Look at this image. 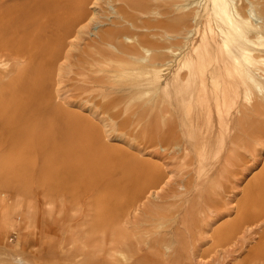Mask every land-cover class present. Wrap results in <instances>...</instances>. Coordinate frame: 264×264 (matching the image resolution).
I'll return each instance as SVG.
<instances>
[{
  "label": "rangeland",
  "instance_id": "rangeland-1",
  "mask_svg": "<svg viewBox=\"0 0 264 264\" xmlns=\"http://www.w3.org/2000/svg\"><path fill=\"white\" fill-rule=\"evenodd\" d=\"M254 1L262 8L264 0ZM64 2L73 3L65 10L72 31L46 29L44 44L32 42L34 56L10 53V70L0 66V264H119L120 250L127 263L264 264V98L257 97L260 122L250 113L232 126L244 103L260 105L242 98L240 85L232 95L229 87L218 103L235 113H225L227 125L216 124L215 110L212 123L202 120L201 130L213 131L211 148L187 125L196 99L177 112L191 106L187 121L175 100L138 96L137 77L115 75V55L98 57L108 49L99 36L121 1ZM17 202L11 228L2 211ZM28 206L33 227L25 224Z\"/></svg>",
  "mask_w": 264,
  "mask_h": 264
},
{
  "label": "bare ground",
  "instance_id": "bare-ground-1",
  "mask_svg": "<svg viewBox=\"0 0 264 264\" xmlns=\"http://www.w3.org/2000/svg\"><path fill=\"white\" fill-rule=\"evenodd\" d=\"M118 1L123 3L121 4L120 2L116 5L117 17L113 19V24L107 27L99 36L100 41L108 46V49L106 48L100 51L98 54L99 56H97L104 59L108 54L115 55L113 62L116 63V65L114 64L116 67H112L114 69L113 71L116 72V74L114 73L115 75L121 73L124 74V77L129 75L135 76V82L137 77L138 80L134 88H136V86L139 87V89L136 88L137 92L135 91L138 96L140 95L138 91H140L145 94L165 95L170 97V100H175L177 104H179V110H176V113L181 110L180 107H187L186 105L189 103V100V104L191 105V100L196 99V105H191L194 109V117L192 118L193 115L191 116L190 114H184L187 111L186 108H184V110L186 109L185 112L181 114L184 116L187 115L188 117L190 116V120L196 119L195 121L193 120L195 124L194 122L192 123L191 120L189 121L191 123H187V125L193 124L192 126L195 125V129H200L201 132H199L202 133V140L208 141L210 140V136L213 135V131L209 130L208 127V130H206L207 128H205V131L204 129L201 130L202 120L205 121L206 116H208L209 120V118H211V112L213 116L212 110H215L216 113L215 118L217 121L214 119L216 124L219 122L223 125V121L226 120L224 117L225 113L228 115L229 112H227L226 108H223V110L222 108L219 109L218 103L226 100V97L229 98V96H227L229 87V95H232L231 88L235 85H240L242 90L238 89L237 93L242 91V98L246 97V99H251L250 102L255 99H252V97L257 98L261 96L264 98V1L260 9H257L254 0ZM67 4L72 6L73 3H66L64 0H0V66H2L4 70L9 71L16 61L14 56V59L11 61L12 55L10 53H19L20 51L30 52V47L35 41L44 44L43 38H41L39 34L46 29L61 28L63 31H72L71 25H74L73 22L75 18L71 20L65 17ZM253 4L255 5L254 8ZM82 15L83 13H77V20H79ZM30 56H34L32 52H30ZM26 69L27 72H29V67L25 68V70ZM25 70L23 68L22 71L25 72ZM25 77L26 75L23 80ZM119 78L121 79V77ZM127 88H129L128 85ZM209 88H212V90L215 88L216 93L214 94ZM209 90L211 92H208ZM232 90L233 92L236 91L233 88ZM209 93H213L214 96L212 94L213 97L210 96ZM257 100V105L259 106L264 99L260 100L261 102L258 98ZM254 101L256 102V100ZM224 102L223 104L226 103ZM259 102L260 104H258ZM247 104H243L244 108L246 107L245 109H240L242 110V113L240 111L242 116L236 114V117L234 116L235 113H229V116H234V118L231 117L234 121L232 126L235 125V122H242L241 124L248 123L249 117L251 116L250 113H254L253 117H256L255 114L257 111L260 113L259 108H263V106H261L262 104L260 107H254L256 104H253L256 112L254 108H251L252 111L254 110L252 112L249 110L250 108L247 109ZM191 106L190 108L188 107L189 110L187 113L192 108ZM223 107H225V105H223ZM257 108L259 110H257ZM182 111L183 110L180 112ZM223 111L224 113H222ZM181 114L179 115L182 116ZM262 114L264 113L262 112ZM185 117V120H189L188 117ZM240 117L242 118L240 119ZM184 119L179 118V121H185ZM211 120H209V122ZM260 120L258 122H260ZM179 121L177 119V122ZM253 121L254 119L252 122ZM256 122L255 120L253 123L255 124ZM182 123L185 126L186 123ZM180 124L179 122L178 126ZM242 126L243 125L238 124L237 127L241 128ZM179 128L181 130L182 126ZM240 128L238 129L239 131ZM185 129L186 127H184V130ZM184 130L182 129V131ZM192 130H190V132H193L194 134L192 135L194 136L196 130L195 132ZM182 131L181 133L189 134L187 130L186 132ZM224 131L226 132V130ZM224 131L223 133L225 134ZM239 131L236 134L241 133V131ZM245 132L247 133L246 135H248L249 132L246 131V129ZM170 133L172 134V131ZM216 134L217 133H215V136ZM172 135H169L168 138ZM241 135H244V133ZM241 135L238 137L239 139ZM197 136H200V134ZM197 136L195 137L197 138ZM234 136L235 135L230 138L233 139ZM172 137H175V135ZM213 138L214 137L211 136L212 140ZM224 138L226 139L225 136ZM185 139L186 138H184V141ZM198 139L199 137L197 140ZM202 140L201 144L198 143L204 146L205 141ZM211 142L212 141L208 144L212 148V144L215 143V140L213 143ZM200 145H198V147ZM220 145H222V142ZM192 146H194V144ZM202 147L201 150H204ZM205 147L206 146H204V148ZM210 147V151L208 150L209 152L213 150ZM204 157L207 159V156L203 155V158ZM209 157L208 160L211 158ZM196 160L197 162L201 161V159ZM202 162H206L205 159L199 163L206 169ZM201 164L198 165V167L201 166ZM202 167H200L201 171ZM209 175L212 178L214 177L211 173ZM210 176H208V178ZM20 207L21 205L17 202V204L8 211L9 214L6 215V211H2V216L4 217L3 221L6 226L10 225L11 227L14 224L18 226L13 215L18 213ZM28 209L29 213H27L28 217H25L27 218L25 224L26 226L33 227L34 221L29 206ZM152 241L154 243V240ZM156 243L157 240L154 245H157ZM118 253L123 256L122 262H125L124 264L151 263L149 262L151 260L147 261L148 263L145 262L146 260H135L134 262L131 260L132 263H127V252H122V250H120ZM123 253H125L126 257ZM131 253L133 252L131 251ZM147 258L150 259L149 257L145 259ZM17 259L22 260L20 256H18ZM124 259L126 261H124ZM120 260L118 261L117 259V262L119 263ZM123 263L120 262L119 264ZM152 263H154V261Z\"/></svg>",
  "mask_w": 264,
  "mask_h": 264
}]
</instances>
